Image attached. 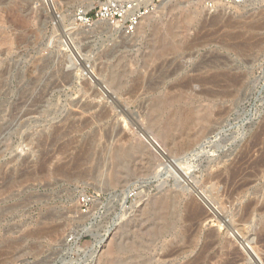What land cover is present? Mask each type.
I'll use <instances>...</instances> for the list:
<instances>
[{
  "label": "rangeland",
  "instance_id": "374dc122",
  "mask_svg": "<svg viewBox=\"0 0 264 264\" xmlns=\"http://www.w3.org/2000/svg\"><path fill=\"white\" fill-rule=\"evenodd\" d=\"M83 3L0 0V264H264V0Z\"/></svg>",
  "mask_w": 264,
  "mask_h": 264
},
{
  "label": "built area",
  "instance_id": "2783aa9c",
  "mask_svg": "<svg viewBox=\"0 0 264 264\" xmlns=\"http://www.w3.org/2000/svg\"><path fill=\"white\" fill-rule=\"evenodd\" d=\"M171 1L175 0H84V3L75 10L74 16L84 24L95 21L110 23L123 35L129 36L135 32L143 19L157 13L162 6ZM243 1L203 0V3L209 9L219 11L224 7H239Z\"/></svg>",
  "mask_w": 264,
  "mask_h": 264
},
{
  "label": "bare ground",
  "instance_id": "6f19581e",
  "mask_svg": "<svg viewBox=\"0 0 264 264\" xmlns=\"http://www.w3.org/2000/svg\"><path fill=\"white\" fill-rule=\"evenodd\" d=\"M49 2V1H48ZM156 14L157 13H155V14H153V15H150V16H148V17H150L151 18V16L152 17H154V16H156ZM148 17H146V18H148ZM180 17H181V15H180ZM180 17H178V21L177 22H180L181 21V19H180ZM190 17V16H189ZM189 17H186L185 16V19L186 18H189ZM145 18V19H146ZM143 21H145L144 19L139 23V25L137 26V29H136V33L137 32H139V33H141V31H142V27H143ZM184 22H185V20H184ZM114 26V25H113ZM115 27V26H114ZM180 28V26H172V28H170V31H169V33H168V35L172 38V40H169V41H167L166 43H164V45H163V48H164V51H166V50H174V49H176V47H180V44L176 41L177 39V37L178 36H180V34H179V32H177V30L176 29H179ZM256 28V27H255ZM120 31V30H119ZM250 34V33H249ZM75 40V39H74ZM249 43V42H248ZM163 44V43H162ZM239 44V43H238ZM225 77V76H224ZM230 78H233V77H230ZM192 79V78H191ZM235 79V78H234ZM194 80V79H193ZM228 80V79H227ZM190 81V80H189ZM196 81V80H195ZM213 81V80H212ZM188 82V81H187ZM231 82V81H230ZM233 82V81H232ZM189 83V82H188ZM202 83V82H201ZM193 84V83H192ZM217 84V83H216ZM179 85V84H178ZM185 85H186V82H185ZM220 85V84H219ZM181 86V85H180ZM186 86H188V85H186ZM185 86V87H186ZM221 87V86H220ZM228 87V86H227ZM188 88V87H187ZM222 88V87H221ZM193 89V88H192ZM208 90V89H207ZM206 90V91H207ZM204 91V90H203ZM218 92V91H217ZM200 93V92H199ZM188 94V96L189 97H192V98H195L196 97V92H192V91H189V93H187ZM186 94V95H187ZM212 94V93H211ZM222 94V93H221ZM122 99V98H121ZM119 101V100H118ZM123 104V103H122ZM187 105V104H186ZM152 146H153V144H152V142H150L149 140H147ZM153 141V140H152ZM154 142V141H153ZM156 143V142H155ZM159 148V147H158ZM155 149V148H154ZM157 149V148H156ZM159 149H161V148H159ZM158 150V149H157ZM161 151H163L162 149H161ZM158 154L160 155V157H161V164L162 165H166V164H171V166L174 168V170L176 171V173L179 175L178 177L180 178V177H182L183 178V180L185 181H188V178H189V181H190V177H188V175H187V173L182 169V167H178V166H176L174 163H173V161H172V157L170 156V155H167L166 153H161V152H158ZM176 162V161H175ZM238 162V161H237ZM62 171V170H61ZM157 172H161V169H158L157 170ZM190 176V175H189ZM217 202V201H216ZM212 206V205H211ZM191 208V207H190ZM191 210V209H190ZM189 210V211H190ZM195 210V209H194ZM192 211V210H191ZM190 211V212H191ZM221 211V210H220ZM190 212H188V213H190ZM193 212V211H192ZM192 215V214H191ZM190 215V216H191ZM190 216H188V218L190 217ZM194 216V215H193ZM191 218V217H190ZM197 225V224H196ZM188 231V230H187ZM213 237V236H212ZM209 238V237H208ZM119 244V243H118ZM108 245V244H107ZM244 245V244H243ZM105 247V246H104ZM117 251V250H116ZM178 251V250H177ZM176 251V252H177ZM105 253H106V256H112L113 254H114V251H113V249L112 248H109V249H106V251H105ZM170 253V252H169ZM203 253V252H202ZM201 255V254H200ZM202 257V256H201ZM198 258V257H197Z\"/></svg>",
  "mask_w": 264,
  "mask_h": 264
}]
</instances>
